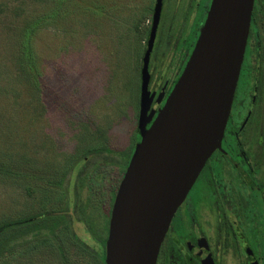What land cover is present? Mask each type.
Returning a JSON list of instances; mask_svg holds the SVG:
<instances>
[{
  "label": "rangeland",
  "instance_id": "obj_1",
  "mask_svg": "<svg viewBox=\"0 0 264 264\" xmlns=\"http://www.w3.org/2000/svg\"><path fill=\"white\" fill-rule=\"evenodd\" d=\"M147 3L0 0V224L43 212L70 221L54 240L57 252L28 234L23 253L0 264H103L114 161L133 149ZM166 25L154 42L152 77L170 51ZM27 46L35 64L25 62ZM60 192L66 199L55 201Z\"/></svg>",
  "mask_w": 264,
  "mask_h": 264
},
{
  "label": "flooded vegetation",
  "instance_id": "obj_2",
  "mask_svg": "<svg viewBox=\"0 0 264 264\" xmlns=\"http://www.w3.org/2000/svg\"><path fill=\"white\" fill-rule=\"evenodd\" d=\"M211 1L161 0L155 39L165 20L171 46L160 61L153 63L154 76L149 74L148 85L153 80V86L151 90L148 86L146 128L180 76ZM155 5L156 0H148L147 40ZM139 114L140 106L132 134L133 149L125 155L128 162L141 139ZM118 153L124 157L122 151ZM125 161H114L119 175L109 188L112 205L128 165ZM155 264H264V0L253 1L243 60L220 147L207 159L175 211Z\"/></svg>",
  "mask_w": 264,
  "mask_h": 264
},
{
  "label": "water",
  "instance_id": "obj_3",
  "mask_svg": "<svg viewBox=\"0 0 264 264\" xmlns=\"http://www.w3.org/2000/svg\"><path fill=\"white\" fill-rule=\"evenodd\" d=\"M254 0H212L194 48L146 128L149 58L161 0L141 62V136L115 195L105 264H155L178 206L220 147L243 60Z\"/></svg>",
  "mask_w": 264,
  "mask_h": 264
},
{
  "label": "trees",
  "instance_id": "obj_4",
  "mask_svg": "<svg viewBox=\"0 0 264 264\" xmlns=\"http://www.w3.org/2000/svg\"><path fill=\"white\" fill-rule=\"evenodd\" d=\"M27 48L28 50L25 55V62L27 65L35 64L34 48L32 46H27ZM127 163L128 159L125 165H127ZM59 183H61V181H59ZM62 193L63 192H60L58 196L54 198V200L61 201L62 198H65L62 196ZM69 222L70 221L68 220V217L64 212H43L31 215L26 218L1 223L0 258L6 255H12L15 252H18V254H22V250L18 251L19 244L21 241H23V238L28 234L37 236V244H46L47 246L51 244L52 247H50V249H53L57 252L53 244L54 240L61 239L62 234H66V232H68V227L70 226ZM102 244V247H104V240ZM59 255V258L62 260L61 253H59ZM99 255H101L100 258L102 260V263L105 264L104 248ZM63 264H69V262L65 260Z\"/></svg>",
  "mask_w": 264,
  "mask_h": 264
}]
</instances>
